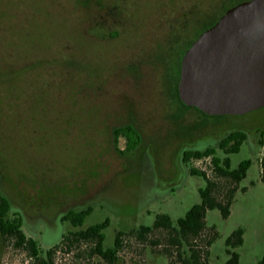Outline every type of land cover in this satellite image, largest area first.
<instances>
[{
    "label": "rangeland",
    "instance_id": "374dc122",
    "mask_svg": "<svg viewBox=\"0 0 264 264\" xmlns=\"http://www.w3.org/2000/svg\"><path fill=\"white\" fill-rule=\"evenodd\" d=\"M244 1L0 0V187L23 217L24 232L43 249L61 245L76 229L62 220L70 210L92 207L81 228L108 219L104 247L112 248L118 231L151 226L160 213L176 222L201 201L206 180L190 168L210 174V159L185 163L184 149L214 141L260 113L207 115L180 103L179 60ZM129 123L142 135L131 150L113 135ZM262 154L251 141L229 155L232 168L252 163L230 216L207 212V227L219 232L209 264L226 263V239L238 228L244 230L243 245L234 249L240 264L264 257ZM126 243L118 264H169L149 244L133 237ZM55 260L105 264L86 248L58 250ZM0 264L35 262L0 235Z\"/></svg>",
    "mask_w": 264,
    "mask_h": 264
},
{
    "label": "trees",
    "instance_id": "16d2710c",
    "mask_svg": "<svg viewBox=\"0 0 264 264\" xmlns=\"http://www.w3.org/2000/svg\"><path fill=\"white\" fill-rule=\"evenodd\" d=\"M192 44V43H191ZM188 45L185 49H187ZM182 52V56L185 52ZM178 65V82L180 78L181 59ZM178 82L175 83L176 97L182 103ZM183 104V103H182ZM116 140L120 137L127 139V149H134L140 143V136L133 123L116 127L113 130ZM264 137V136H263ZM260 140L263 154L260 159L261 180L264 182V138ZM137 140H136V139ZM246 138L242 130L230 132L223 139L221 150L223 158L216 155L214 147L205 150H192L183 152L182 160L188 163L192 159H210V174L200 171L195 167L190 168L192 175L203 176L206 180L204 188L200 189L201 201L193 205L176 222L165 213L156 215L153 225H141L129 232L118 231L112 248H105L104 230L109 225V220L102 223L81 228L85 218L92 212V207L80 210H70L62 216L63 221H69L75 230L63 235L61 245H55L49 249H43L39 242L28 236L23 230V218L20 213L13 212L10 198L0 187V235L4 239L11 240L16 248L23 249L35 264H57L55 257L58 250L72 252L86 248L90 257H99L105 264H118L121 254L127 247V238L133 237L141 244H149L153 251L164 254L169 259V264H209L210 247L219 237L215 226L207 227L206 215L209 210L219 209L223 218L227 219L231 214V206L234 202L240 183L247 176L251 166V160L242 161L237 168H232L229 155L240 151ZM1 181V173H0ZM245 190V189H244ZM165 233L164 239L152 237L156 232ZM244 230H234L226 239V252L229 255L225 264H240V255L234 249L243 245ZM138 264H147L145 262ZM264 264V257L259 261Z\"/></svg>",
    "mask_w": 264,
    "mask_h": 264
},
{
    "label": "water",
    "instance_id": "95a60500",
    "mask_svg": "<svg viewBox=\"0 0 264 264\" xmlns=\"http://www.w3.org/2000/svg\"><path fill=\"white\" fill-rule=\"evenodd\" d=\"M181 101L207 115L264 107V0H247L203 31L181 59Z\"/></svg>",
    "mask_w": 264,
    "mask_h": 264
},
{
    "label": "flooded vegetation",
    "instance_id": "af4514ba",
    "mask_svg": "<svg viewBox=\"0 0 264 264\" xmlns=\"http://www.w3.org/2000/svg\"><path fill=\"white\" fill-rule=\"evenodd\" d=\"M226 12V11H225ZM224 12V13H225ZM223 13V14H224ZM220 19V18H219ZM218 19V20H219ZM217 20V21H218ZM216 21V22H217ZM183 24H185L183 22ZM214 25V24H213ZM212 26V25H211ZM198 38V37H197ZM183 103V102H182ZM184 104V103H183ZM255 112H258L260 114H258V116L255 118V119H251V120H247L246 123H240V125H236L232 128L231 131L229 132H226L225 134H223L220 138L214 140V141H210V142H206L204 144H201L200 146H195V147H186L184 149L183 152H186V151H192V150H205L207 148H210V147H218L220 148L221 147V144L223 142V139L226 135H228L230 132H233V131H237V130H242L245 134H246V138H245V141L244 142H247L248 145H251V141H256L258 144H260V140L262 139V137L264 136V107L263 108H260L258 110H255V111H252V112H249V113H246V114H242V115H230V116H234V117H237V118H242V117H247V115H250L251 113H255ZM222 116V115H221ZM224 116V115H223ZM136 128V127H135ZM137 129V128H136ZM138 131V135L140 136V139L142 138V135L140 133V131L137 129ZM123 138L126 140L127 142V139L123 136ZM264 138V137H263ZM199 147V148H198ZM221 149V148H220ZM23 218V217H22ZM46 224H47V221H46ZM48 226V224H47ZM45 225V229L47 230V227ZM46 234V233H45ZM44 234V235H45Z\"/></svg>",
    "mask_w": 264,
    "mask_h": 264
}]
</instances>
